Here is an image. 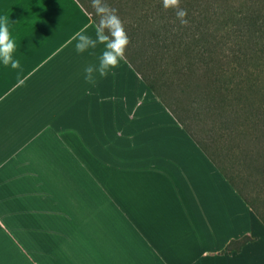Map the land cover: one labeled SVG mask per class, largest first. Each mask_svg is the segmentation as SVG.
<instances>
[{
  "label": "crops",
  "instance_id": "obj_1",
  "mask_svg": "<svg viewBox=\"0 0 264 264\" xmlns=\"http://www.w3.org/2000/svg\"><path fill=\"white\" fill-rule=\"evenodd\" d=\"M0 16V264H264L260 218L127 61L85 82L105 45L76 52L78 0Z\"/></svg>",
  "mask_w": 264,
  "mask_h": 264
},
{
  "label": "trees",
  "instance_id": "obj_2",
  "mask_svg": "<svg viewBox=\"0 0 264 264\" xmlns=\"http://www.w3.org/2000/svg\"><path fill=\"white\" fill-rule=\"evenodd\" d=\"M78 2L90 13V17L96 25L98 16L91 6V0H78ZM132 2L137 6L142 0H107L110 7L118 9L122 21L125 20V17H130L133 24L137 25L135 20L139 17V11L140 18L137 20L143 17L138 26L127 27L130 43L126 49L125 60L172 113L200 149L216 164L224 177L264 225V210H259L256 203L249 200L236 187L232 178L219 165L216 158L217 154H213L214 149L217 150L218 148L216 142L211 138L213 134H215V137L223 136V138L226 135L230 140L228 144L223 146L225 151L229 152L231 150L240 156H247L250 154L249 152L255 154L256 157L247 156L250 158L246 161L245 156L242 161L246 167H252L261 176V183L264 184V161L262 164L254 165L258 162V159H264V147L261 146V149L258 150L255 145L259 140L264 139L263 8L255 13L231 16L223 22L224 24L217 30V37L215 43L211 46L207 60L204 61L208 74L204 80L205 88L190 96L178 110L168 104L166 96L160 94L157 86L148 80V76L142 70L146 65V69L153 72L156 62L162 56H167V60L172 59L170 65L174 69L179 65L178 63L182 62L181 68L184 67V61L186 60V63L190 62V59H192L190 54L197 46V44L192 46L197 32L192 29V24L179 28L180 20L176 16L168 17L167 11L172 10L171 8L165 9L163 4L158 6L160 12L157 16L155 12L151 16L152 20L149 21L146 19L148 17H145L148 12H144L143 8H141L142 10L134 8L136 10L132 12V8L126 7ZM154 23L155 25H153ZM141 27H144V29H140ZM147 34L149 35L147 36ZM204 47L202 45L201 49L203 50ZM202 59L204 58L202 57L200 60ZM161 60H163V57ZM151 63L154 64L152 67L150 66ZM156 77L158 76L156 75ZM154 80H159V78H154ZM164 83L162 81L161 85H164ZM169 86L170 84L166 88H169ZM185 119L198 122L206 121L208 128H201L203 135H205L203 139L199 138L202 135L196 136L192 132L188 121ZM212 143H214L213 146ZM250 146L251 150L249 151L248 147ZM221 151L218 150L217 152ZM261 200L263 205L264 193ZM248 240H250L248 236L232 240L225 246L224 251L238 250Z\"/></svg>",
  "mask_w": 264,
  "mask_h": 264
},
{
  "label": "rangeland",
  "instance_id": "obj_3",
  "mask_svg": "<svg viewBox=\"0 0 264 264\" xmlns=\"http://www.w3.org/2000/svg\"><path fill=\"white\" fill-rule=\"evenodd\" d=\"M133 3L134 2L130 3L126 7L132 8V12H135L136 9L134 10V8H137V10H142L141 8H143L144 12H148L147 16H145L148 17L146 19L151 21V16L155 12V15L157 16L158 12H160V7L158 8V6L163 4V0H142V2L137 6H135ZM180 7L186 9L187 16L185 19L188 22L187 24H180L179 28L192 24V29H195L197 32V36L194 38L192 43V46L197 44L190 54L192 59H190V62L188 63H186L185 60V66L182 68L181 65L183 62L178 63L179 65L174 69V67L170 65L172 63V59L167 60V56H162L163 60H161L162 57L159 58V60L156 62L153 72L150 71V69H146V65H144L142 70L145 75L148 76V80L157 86L160 94L166 96V101L168 104L172 108L178 110H180V108L185 104V101L188 100L190 96H193V94L205 88L204 80L208 74L207 68L204 65V61L207 60L211 46L215 43L218 28L222 26V24H224L223 22L231 16H236L238 14L242 15L244 13H255L260 8H263L264 10V0H180ZM171 10L172 11H167V16L175 17L176 10L174 8H171ZM118 15L120 17L119 13ZM138 18H140V11ZM124 19V27L126 32H128L127 27L133 26L134 24L130 20V17H125ZM137 19L135 20V24L137 25H134V27L138 26L139 23L142 22L143 17L139 20ZM97 20H99V16ZM153 25H155V23ZM140 29L143 30L144 27H141ZM148 35L149 34H147V36ZM202 45L203 47L205 46L203 50L201 49ZM184 56L187 57L185 54ZM202 57L204 59L200 60ZM153 65V63L150 64L151 67ZM155 72L158 73L155 74ZM156 75L158 77H156ZM154 78H159V80H154ZM162 81L165 82L164 85H161ZM167 84H170L169 88H166L168 86ZM185 120L188 121L192 132L196 136L202 135V137L199 138L203 139L205 135H203L201 128H208V124L206 126V121L198 122L196 120ZM216 137L215 134H213L211 138H213V140L216 142L215 144L218 148L217 150L214 149L215 151H213V154H217L216 158L219 165H221V167L232 178L236 187H238L249 198V200L255 202L256 207H258L259 210H264V204L262 205L261 203V198H263L264 193V184L261 183V176L258 175V173L252 169V167H246V165L243 163V157L246 155L240 156L231 150L227 152L223 149V146L228 144V141L230 140L226 135L224 136L225 138H223V136ZM213 144L214 143H212V146ZM255 145L257 146V149L260 150L261 146L264 147V139L259 140ZM248 149L250 151L251 146L248 147ZM218 150L222 151L217 152ZM249 153L250 154L247 156L256 157V155L252 154V152ZM247 156L245 157L246 161L250 158ZM263 161V158L258 159V162L254 165L258 163L262 164Z\"/></svg>",
  "mask_w": 264,
  "mask_h": 264
},
{
  "label": "clouds",
  "instance_id": "obj_4",
  "mask_svg": "<svg viewBox=\"0 0 264 264\" xmlns=\"http://www.w3.org/2000/svg\"><path fill=\"white\" fill-rule=\"evenodd\" d=\"M91 6L99 16L95 28L96 37L94 39L86 35V30L78 33L75 37L77 41L75 50L77 53H84L89 49H95L98 44L105 45L99 63L88 65L84 69L85 82L95 85L97 75L107 77L111 70L118 68L120 62L126 59L125 53L130 38L117 9L110 7L107 0H91ZM163 7L174 8L180 23L187 24L188 21L185 19L187 11L180 7V0H163ZM15 48V41L11 38L8 28V18L0 16V62L4 65L11 64L13 68L19 67V61L13 59ZM87 94L91 95V90H88Z\"/></svg>",
  "mask_w": 264,
  "mask_h": 264
}]
</instances>
